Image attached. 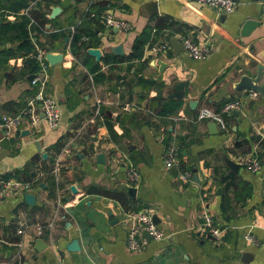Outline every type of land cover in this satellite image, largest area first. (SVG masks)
Segmentation results:
<instances>
[{
  "label": "crops",
  "instance_id": "0c3cea01",
  "mask_svg": "<svg viewBox=\"0 0 264 264\" xmlns=\"http://www.w3.org/2000/svg\"><path fill=\"white\" fill-rule=\"evenodd\" d=\"M233 1L227 15L179 0L40 2L44 35L37 33L33 48L43 44L60 55L47 68V92L57 99L60 118L53 129L43 120L30 127L24 118L7 129L0 126V174L31 176L33 199L26 203L25 193L17 191L0 199V264H264V93L234 90L240 76H254L257 65L264 69V0ZM53 7L58 11L51 16ZM35 9L29 15L36 24ZM103 11L131 29L108 30L90 16ZM246 20L254 25L243 28ZM86 23L97 44L84 50L88 57L73 55L70 35ZM65 29L68 36L46 41L45 34ZM143 30L149 37L139 59L102 63L107 55L126 57ZM185 35L208 42L209 56L190 58L179 40ZM14 46L0 41V50ZM89 49L98 52L97 60ZM29 54L15 53L0 65V117H15L32 95L29 76L37 68ZM179 83L180 106L158 115ZM235 98L241 107L224 115L226 131L193 121L200 107L215 111ZM124 104L134 107L123 112ZM123 113L131 115L122 118ZM171 138L196 181L182 182L163 169V147ZM238 154H255L258 170L238 165L233 171L225 159L234 162ZM122 155L139 175L132 197L118 189L126 184ZM57 157L55 178L50 167ZM145 206L154 208L163 238L128 251L125 224ZM202 211L222 229L217 241L199 225ZM36 222L43 226L39 236L33 232ZM243 253L247 257L241 259Z\"/></svg>",
  "mask_w": 264,
  "mask_h": 264
},
{
  "label": "built area",
  "instance_id": "2783aa9c",
  "mask_svg": "<svg viewBox=\"0 0 264 264\" xmlns=\"http://www.w3.org/2000/svg\"><path fill=\"white\" fill-rule=\"evenodd\" d=\"M37 0H30L28 5L20 10V14L29 15V10L34 7ZM92 1V0H90ZM156 1V0H155ZM187 3H194L203 5L213 9L218 15H227L233 11V0H179ZM90 16H96L102 23V25L108 30H114L118 32H126L131 29L130 24L118 17H114L105 11L95 14L90 13ZM7 18L13 20L14 15L8 14ZM83 40H87L85 36L81 37ZM183 51L193 59H205L211 52V46L206 41L193 39L190 35L181 36L179 38ZM164 47H154V51H159ZM48 51L44 48L34 46L33 52L29 54L37 64V71L32 75L30 79L31 89L34 92L20 108L18 114L11 117H0V126L8 128L11 124L16 122V119L24 118L26 123L30 127H36L39 122L43 120L48 128H56L59 123V109L57 99L47 92L48 82V62L45 59V54ZM133 104H124L121 111L127 112L133 108ZM241 107V99H229L224 101L218 110H212L208 107H200L195 114L194 120L208 121L214 123L216 128L220 131H226L227 126L224 120V115L231 113L233 110H239ZM66 151V149H63ZM62 150V151H63ZM123 167H124V179L128 186L136 187L139 182V175L132 164V162L122 155ZM59 158H54L52 161L50 172L53 177H57L59 172ZM234 162L242 167L246 168L250 172H255L259 168L258 158L255 154L249 155H235ZM162 167L165 171H170L175 168L176 175L182 182H188L191 177V171L182 165L178 147L176 146L173 138L169 139L163 147L161 155ZM31 181L21 180L14 176H5L0 174V199H2L9 191H17L22 193H28L30 190ZM154 215V208L152 206H145L141 208L135 214L129 216L128 222L125 224V247L128 251L138 252L146 243V238L142 235L145 232L149 239L160 240L163 238L161 230L155 223L152 222V216ZM199 225L203 228V232H208L214 240H218L221 236L222 229L216 227L211 220L210 215L206 211H202L200 215ZM43 230L41 223L36 222L33 224V232L35 236H39ZM248 240H252L251 236L244 235ZM19 245V244H18Z\"/></svg>",
  "mask_w": 264,
  "mask_h": 264
},
{
  "label": "trees",
  "instance_id": "16d2710c",
  "mask_svg": "<svg viewBox=\"0 0 264 264\" xmlns=\"http://www.w3.org/2000/svg\"><path fill=\"white\" fill-rule=\"evenodd\" d=\"M30 0H0V41L2 43H15V46L13 48H3L0 50V65L6 63L7 59L14 56L15 53H19L22 55H27L29 53L33 52V45L37 38V33L44 35L42 33V30L39 26L41 22L45 20V18H41L40 20L37 17V13L42 16L41 12H37V9L40 7V2H44V5H49L53 3H58V0H37L35 2V10L32 11V15L36 21V24L30 21L31 14L29 16L20 14V10L24 9ZM80 1V0H77ZM93 4L90 5L89 11H94L92 9ZM103 6L98 7V10H101ZM31 8V9H32ZM40 10V9H39ZM34 13V14H33ZM13 14L14 19L13 20H7L6 15ZM48 19H46L47 21ZM40 23H39V22ZM38 23V24H37ZM69 35V31L67 29L61 30L57 33H49L45 34L46 41H53L54 39H62L65 36ZM85 36L87 40H83L81 37ZM148 31L143 30L142 33L138 36H136L131 44L130 52L126 57H114V56H104L102 58V63L104 64H110V63H118L122 62L126 59H139L142 55V49L144 45L148 41ZM51 42H47V44H51ZM97 44V40L95 38V33L93 32V29L86 23L83 26H76L74 28L73 33L70 35L69 40V51L73 55H77L78 53H81L84 57H88L84 50L87 47H93ZM41 45V44H40ZM44 46V47H43ZM42 48L48 51V46L41 45ZM32 64H33V71L36 70L37 64L36 62L30 58ZM93 67H98L97 63L93 65ZM93 69V68H92ZM145 83H149L148 81H145ZM32 90V89H31ZM34 92V89L32 90L31 94ZM122 104L120 103L119 106ZM180 106V100H174L172 98L164 100L157 110L158 115H167L170 113H173L178 109ZM179 150V155H180ZM181 157V156H180ZM183 166L191 169V166H187L185 163H182ZM5 176H15L21 180L30 181L29 178L31 176L26 175L25 172L21 171H14L10 173L4 174Z\"/></svg>",
  "mask_w": 264,
  "mask_h": 264
},
{
  "label": "water",
  "instance_id": "95a60500",
  "mask_svg": "<svg viewBox=\"0 0 264 264\" xmlns=\"http://www.w3.org/2000/svg\"><path fill=\"white\" fill-rule=\"evenodd\" d=\"M112 1H117V0H112ZM56 11H58V7H53L52 10H51V16L54 15V13H56ZM153 12H155V8H153ZM251 25H254V22H251L250 20H246L245 23H244V27L245 28L246 26H251ZM114 52L115 53H120V48L119 46H116V48H114ZM88 53L92 56L95 57V59L97 60L98 59V52L96 50H91L89 49L88 50ZM45 59L46 61L49 63V64H53L55 62H60V55H53V54H50V53H46L45 54ZM32 78V76H29V80ZM263 79L264 80V69L262 68V66L260 65H257L255 66V74L254 76H246V75H242L240 76L238 82L234 85V90L237 91V92H241V91H244V90H247V91H252V92H256V93H264V83L262 85H259L258 84V81L259 79ZM182 86V83H179L177 86H176V90L177 91H173V92H168L167 93V97L168 98H173V99H180L181 96H182V89H180L179 87ZM232 114H237L238 113V110H233L231 112ZM131 113H123L121 115L122 118H126V116H130ZM209 125L215 129V124L214 123H209ZM225 162L226 164L233 170V171H236L237 168H238V164L237 163H234L233 161L229 160V159H225ZM170 173L172 175H175L176 174V170L175 168H172L170 170ZM191 177H192V180H195L196 181V176H195V172H194V169L191 170ZM121 186L118 188L119 190H121L122 192L126 193L128 196L132 197L133 193H134V188L131 187V186H128L126 184H120ZM24 197V201L26 203H32V195L29 194V193H25L23 195ZM152 222L157 224V218L153 215L152 216ZM142 235L148 240L149 239V236L145 233V232H142ZM35 244H38V240H35ZM71 247H73V244L71 245ZM244 257H247V254L243 253L242 254V258L241 259H244ZM245 262V260H244Z\"/></svg>",
  "mask_w": 264,
  "mask_h": 264
}]
</instances>
